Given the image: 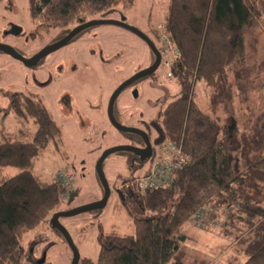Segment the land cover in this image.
<instances>
[{
	"label": "trees",
	"instance_id": "1",
	"mask_svg": "<svg viewBox=\"0 0 264 264\" xmlns=\"http://www.w3.org/2000/svg\"><path fill=\"white\" fill-rule=\"evenodd\" d=\"M132 2L28 0L31 17L50 28H66L118 6L127 9ZM263 21L264 0H169L161 28L179 52L168 68L179 90L151 122L155 146L148 137L153 149L168 138L188 161L153 190L136 187L148 168L121 186L134 233H104L100 227L96 264H207L187 259L188 236L181 231L200 212L203 220L197 225L205 226L218 215L228 219L222 227L234 245L228 264H264V141L257 139L259 128L237 129L232 139L231 127L214 125L194 98L195 85L202 82L209 89L208 112L225 109L234 94L232 81L249 71L245 33ZM4 110L0 108V118ZM7 110L31 119L36 130L30 140L22 130L0 134V264H37L32 257L41 241L38 228L50 223L62 199H71L74 190L66 192L57 180L46 182L32 172L40 151L58 138V127L43 103L14 93ZM204 120L209 128L199 131ZM6 167L19 172L3 175ZM30 232L34 237L23 245Z\"/></svg>",
	"mask_w": 264,
	"mask_h": 264
},
{
	"label": "rangeland",
	"instance_id": "2",
	"mask_svg": "<svg viewBox=\"0 0 264 264\" xmlns=\"http://www.w3.org/2000/svg\"><path fill=\"white\" fill-rule=\"evenodd\" d=\"M168 3L169 0H133L130 8L118 6L85 19L119 20L123 16L127 24L150 38L161 56L162 48L168 44L161 40L163 31L158 24L167 12ZM77 24V21L71 22L66 28L42 26L31 17L28 0H0V43L26 57ZM11 25L22 30L18 36L9 33ZM148 26L156 30L151 31ZM90 29L83 38L51 53L34 67H26L0 51V108L6 110L0 118V134L22 130L26 140H30L36 130L31 119L23 120L7 110L14 93L40 100L58 127V138L40 151L32 170L46 182L56 181L59 171L70 174L69 190H74V194L71 199L64 197L56 211L99 200L103 186L96 162L102 152L113 146L138 143L128 133L112 127L106 108L114 89L147 66L153 55L144 41L125 28L107 24ZM245 46L249 71L232 81L234 94L226 99L225 109L219 107L216 113L208 112L209 89L202 82L196 83L194 98L214 125L231 127L232 139L237 129L255 126L260 131L257 139L264 141V21L256 30L245 33ZM168 71L160 62L159 68L150 76L125 87L114 103L116 120L122 125L144 130L153 146L156 132L151 122L179 90ZM209 125L208 120L202 121L199 131H206ZM131 154L120 151L104 159L102 170L110 188L105 206L59 219L79 253V264H96L100 227L104 233H134L120 188L127 180L141 175L148 168L149 161L137 163ZM18 172L17 168L6 167L3 175L13 176ZM226 220L223 215H218L215 221L208 220L205 226L191 221L182 225L181 231L188 236L185 243L187 259L228 264L230 256L234 255V245H231L232 237L225 236L222 230ZM34 232L24 237L23 245L34 237ZM38 232L42 234L41 241L35 245L33 261L41 260L44 255L41 264H70L72 251L64 236L50 223L42 224Z\"/></svg>",
	"mask_w": 264,
	"mask_h": 264
},
{
	"label": "water",
	"instance_id": "3",
	"mask_svg": "<svg viewBox=\"0 0 264 264\" xmlns=\"http://www.w3.org/2000/svg\"><path fill=\"white\" fill-rule=\"evenodd\" d=\"M107 24L120 26L122 28H125V29L131 31L132 33L137 35L142 41H144L146 43V45L148 46V48L151 50V52L154 55V61L150 66L137 71L135 74H133L128 79H126L125 81L120 83L114 89V91L111 93V95L109 97V100L107 103V108H106L107 118L109 120V123L112 125V127H114L115 129H117L120 132L137 135L142 140V142L144 143V147L125 144V145H117V146H113V147L105 149L96 162V171H97L98 177L100 179V182L103 186L102 197L95 202L85 204V205H82L80 207L71 208V209H67V210H63V211H56L50 217L49 222H50L51 226L53 228H55L56 230H58L64 236L65 240L67 241L68 245L71 248L72 259H71L70 264H79V253H78L76 247L74 246L68 231L60 223L59 219L61 217L74 216V215H77V214L82 213V212L96 210V209L102 208L103 206L106 205V202H107L109 194H110V188L108 186V183L105 179V176H104V173L102 170V163L108 155L115 153V152L126 151V152H130V153H134V154L138 155L141 159H146V158L150 157L152 154V145H151V142L149 140L148 134L142 129L135 128V127H128V126L120 124L115 118L113 108H114V103H115L117 96L125 87H127L128 85H130L134 81H136L142 77L148 76V75L155 72V70L159 66V63L161 62V56H160L158 49L155 47L154 43L150 40V38L146 34L141 32L139 29H137L136 27L127 24L125 22V18L123 16L119 20L101 18V19H91V20L86 21L82 24H79V25L73 27L62 39H60L59 41H57V42H55V43H53L47 47L42 48L41 50H39L38 52H36L35 54H33L30 57H26V56L20 54L14 48H12L8 45H5L3 43H0V51L1 52L8 54L9 56L13 57L14 59L20 61L26 67H34L38 64V62L42 58H44L45 56H47L51 52L57 50L58 48L62 47L71 38H73L76 34L81 32L82 30L87 29V28H91L94 26H98V25H107ZM20 31H21L20 27H17L16 25L10 26L9 33H11L13 35H18L20 33ZM43 260H44V255H43L41 260L37 261V263L40 264L43 262Z\"/></svg>",
	"mask_w": 264,
	"mask_h": 264
},
{
	"label": "built area",
	"instance_id": "4",
	"mask_svg": "<svg viewBox=\"0 0 264 264\" xmlns=\"http://www.w3.org/2000/svg\"><path fill=\"white\" fill-rule=\"evenodd\" d=\"M161 28V27H160ZM163 34V35H162ZM162 41H166L168 46L163 47V54L161 62L165 68H169L171 63L178 57L179 52L167 37L166 33H161ZM164 43V42H163ZM168 76L170 73L168 72ZM188 161V156L168 138H164L153 151V155L150 158L148 169L142 176L136 179V187L139 189H150L153 190L157 187L163 186L165 183L170 181L172 173L181 168ZM57 181L62 187L69 192L70 183L72 179L69 173L64 171L57 172ZM195 220L198 223L203 220V214L200 212L195 215Z\"/></svg>",
	"mask_w": 264,
	"mask_h": 264
},
{
	"label": "flooded vegetation",
	"instance_id": "5",
	"mask_svg": "<svg viewBox=\"0 0 264 264\" xmlns=\"http://www.w3.org/2000/svg\"><path fill=\"white\" fill-rule=\"evenodd\" d=\"M91 20V19H90ZM86 21H89L88 19L86 20V19H84L83 21H81V22H78V24L77 25H79V24H82V23H84V22H86ZM77 25H75V26H77ZM75 26H73V27H75ZM72 27V28H73ZM72 28H70V29H67L65 32H63V34H61V35H59V36H57L56 38H54L52 41H50L49 42V44H47L45 47H47V46H49V45H51V44H53V43H55V42H57V41H59L60 39H62ZM92 28V27H91ZM88 30H92V29H90V28H87V29H84V30H82L81 32H79L78 34H76L73 38H71L66 44H64L62 47H64V46H66V45H68V44H70L71 42H73L75 39L76 40H80L81 38H83V36H84V34H86V32L88 31ZM22 31V30H21ZM21 31H20V33H21ZM19 33V34H20ZM18 34V35H19ZM34 34V33H33ZM17 35V36H18ZM62 47H60V48H62ZM60 48H58V49H60ZM57 49V50H58ZM41 50V49H40ZM57 50H55V51H57ZM55 51H53V52H51V53H54ZM151 51V50H150ZM38 52V51H37ZM50 53V54H51ZM152 53V52H151ZM35 54V53H34ZM50 54H48L47 56H45L44 58H42L40 61H43L46 57H48ZM152 55H153V53H152ZM39 61V62H40ZM153 61H154V55H153V59H151V61L148 63V65L147 66H145V67H143V68H146V67H148V66H150L152 63H153ZM38 62V63H39ZM159 65H160V63H159ZM142 68V69H143ZM158 68H159V66H158ZM157 70V69H156ZM155 70V71H156ZM148 76H150V75H148ZM68 96V95H67ZM68 98V97H67ZM68 100H69V98H68ZM67 100V102L68 103H70V101H68ZM113 110H114V108H113ZM136 146H139V147H144V143L142 142V140L141 141H138V143L136 144ZM153 147H152V153H153ZM132 155V159L133 160H136L137 161V163H139V162H142V161H145V160H147V158L146 159H141L138 155H136V154H134V153H132L131 154Z\"/></svg>",
	"mask_w": 264,
	"mask_h": 264
},
{
	"label": "crops",
	"instance_id": "6",
	"mask_svg": "<svg viewBox=\"0 0 264 264\" xmlns=\"http://www.w3.org/2000/svg\"><path fill=\"white\" fill-rule=\"evenodd\" d=\"M167 8H168V7H167ZM165 15H166V14H165ZM164 17H165V16H164ZM163 20H164V18H163ZM163 20H162L158 25H161V24L163 23ZM148 29L151 30V31L154 30V29L156 30V28H154L153 26H148ZM4 171H5V168H4V170L2 171V174L4 173ZM243 259H244V258H242V260H243Z\"/></svg>",
	"mask_w": 264,
	"mask_h": 264
}]
</instances>
